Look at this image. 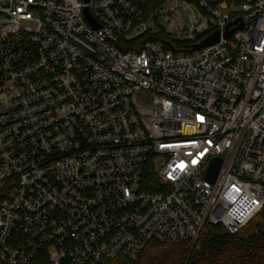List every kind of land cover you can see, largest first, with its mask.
Wrapping results in <instances>:
<instances>
[{"label":"built area","instance_id":"2783aa9c","mask_svg":"<svg viewBox=\"0 0 264 264\" xmlns=\"http://www.w3.org/2000/svg\"><path fill=\"white\" fill-rule=\"evenodd\" d=\"M149 2L0 0V264L135 261L264 209V0Z\"/></svg>","mask_w":264,"mask_h":264},{"label":"trees","instance_id":"16d2710c","mask_svg":"<svg viewBox=\"0 0 264 264\" xmlns=\"http://www.w3.org/2000/svg\"><path fill=\"white\" fill-rule=\"evenodd\" d=\"M259 218L264 221V209L235 234L222 225L205 224L196 242L151 241L138 260L120 259L116 264H264V222H257Z\"/></svg>","mask_w":264,"mask_h":264},{"label":"water","instance_id":"95a60500","mask_svg":"<svg viewBox=\"0 0 264 264\" xmlns=\"http://www.w3.org/2000/svg\"><path fill=\"white\" fill-rule=\"evenodd\" d=\"M88 1V0H86ZM86 15H87V18L89 20H91V17L88 13V11L86 10ZM240 28H243V24L239 25L238 27L232 29V30H228L225 34V36L227 38H230L233 34V32L237 29H240ZM220 40V33L219 32H216L214 34H212L211 36H209L208 38L202 40L201 42H199L198 44H196L194 47H193V50H196V49H200V48H203V47H206V46H209V45H212L216 42H218ZM221 167H222V160L220 158H217V159H214L210 165V169L207 173V179H209L210 181H215L216 178L218 177L219 175V172L221 170Z\"/></svg>","mask_w":264,"mask_h":264},{"label":"rangeland","instance_id":"374dc122","mask_svg":"<svg viewBox=\"0 0 264 264\" xmlns=\"http://www.w3.org/2000/svg\"><path fill=\"white\" fill-rule=\"evenodd\" d=\"M257 222H261V223H263L264 221H263L261 218H259ZM254 227H255V226H254ZM252 228H253V227H252ZM253 230H255V229L253 228Z\"/></svg>","mask_w":264,"mask_h":264}]
</instances>
